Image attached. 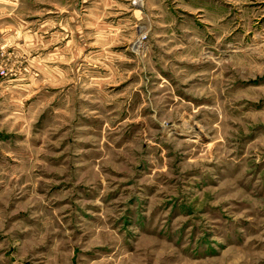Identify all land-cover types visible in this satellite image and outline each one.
Wrapping results in <instances>:
<instances>
[{"label":"rangeland","instance_id":"obj_1","mask_svg":"<svg viewBox=\"0 0 264 264\" xmlns=\"http://www.w3.org/2000/svg\"><path fill=\"white\" fill-rule=\"evenodd\" d=\"M0 264H264V0H0Z\"/></svg>","mask_w":264,"mask_h":264}]
</instances>
